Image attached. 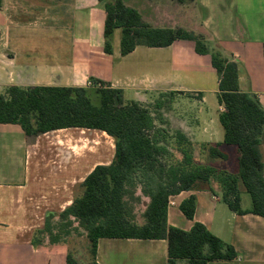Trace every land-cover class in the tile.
<instances>
[{
	"label": "crops",
	"instance_id": "0c3cea01",
	"mask_svg": "<svg viewBox=\"0 0 264 264\" xmlns=\"http://www.w3.org/2000/svg\"><path fill=\"white\" fill-rule=\"evenodd\" d=\"M123 1L155 28L203 34L211 51L237 63L239 90L255 96L264 108V0ZM105 5L101 0H2L0 91L12 86L88 88L89 81L97 80L121 90L125 102L145 104L173 96L186 103L185 110L176 112L172 106L163 120L193 143L195 158L219 144L228 159L216 158L218 168L238 175L240 153L225 143L220 122L225 108L211 56L198 54L188 40L162 48L138 46L122 56L121 29L114 31L108 54ZM260 151L264 163V135ZM114 158V139L99 130L68 128L27 137L19 125L0 124V264H68L65 243L47 240L34 246V234L44 227L47 213L70 207L80 184ZM139 189L136 195L147 199L146 210L150 199ZM239 189L242 209L250 210L248 193L241 185ZM192 196L196 210L190 220L181 205ZM126 201L131 223L143 226L145 210L141 221L134 220V206ZM167 223L186 232L203 224L239 255L209 264H264V217L231 210L215 183L170 196ZM96 262L167 264L168 242L101 238Z\"/></svg>",
	"mask_w": 264,
	"mask_h": 264
},
{
	"label": "trees",
	"instance_id": "16d2710c",
	"mask_svg": "<svg viewBox=\"0 0 264 264\" xmlns=\"http://www.w3.org/2000/svg\"><path fill=\"white\" fill-rule=\"evenodd\" d=\"M101 1H106V53L113 52L114 31L121 29L122 56L138 46L162 48L171 46L177 40L193 41L198 54L211 56L212 66L220 77L219 102L225 108L220 122L225 130V143L238 147L239 174L209 168L191 171L180 165L167 168L161 158L167 154L168 148L161 144L160 131L155 124L156 120H162L154 118L137 101L125 102L121 90L100 81L91 80L95 85L102 86L95 90L99 103L91 99V89L88 88L9 87L5 94H0V124L19 125L27 137L68 128L99 130L115 142L113 163L94 169L80 184L82 195L76 196L70 207L61 213H47L44 227L34 234L33 245H41L47 240L53 244L62 243L61 235L52 232V224L59 218L66 222L64 229L74 222L85 229L91 243V264H97V244L101 238L167 240V264H178L180 261L209 264L211 261L238 259L236 249L212 234L203 224L196 223L189 232L170 227L167 208L170 196L190 191L199 181L208 182L215 177L231 210L239 215L264 217V163L260 151L264 135V108L255 96L239 90L237 63L223 57L220 52L211 51L203 34L182 28H155L144 22L140 13L123 0ZM176 1L184 4L195 0ZM161 107V104L157 106ZM178 134L187 144H179V152L186 163L191 164L193 143L181 132ZM218 147L219 144L210 148L211 157L227 160L228 156ZM140 172L150 182L148 189L143 191L150 199L144 212L143 226L131 223L126 201L127 186ZM241 184L251 197L250 210L241 207ZM181 210L193 220L196 198L192 196L183 202ZM39 236L44 237L39 239ZM67 263L77 264L71 255Z\"/></svg>",
	"mask_w": 264,
	"mask_h": 264
},
{
	"label": "rangeland",
	"instance_id": "374dc122",
	"mask_svg": "<svg viewBox=\"0 0 264 264\" xmlns=\"http://www.w3.org/2000/svg\"><path fill=\"white\" fill-rule=\"evenodd\" d=\"M213 52H216V50L213 49ZM97 89L98 88L90 90V97L95 103H99L98 96L95 93V90ZM6 90L7 89L0 91V94H5ZM173 98V96H168L167 98H162V96H160L159 99H156L151 103L142 104V106L146 108L154 118H160L162 120L156 123L157 130L160 131L158 135L159 140L161 141V144L163 146H166L168 148L167 154H165L161 158L162 163L167 168L170 166L180 165L181 167L185 166L187 170L191 171H198V169L204 168L213 169L217 172L222 171L218 168V162L216 161V158L211 157L209 150L204 153L205 155L199 153L196 158L193 157L191 164L186 163V159L179 152L178 145L180 144L183 146H187V144L183 142L184 140H181V137L178 132L175 131V129L171 128L170 124L167 121L163 120V113H168L169 111L173 110L172 106H175L174 111L176 112H181L185 110L186 103L183 100L173 101ZM159 104H161V108H157ZM193 153L195 154V151ZM211 182L215 183L217 186H220L219 182L215 177H211L208 182L199 181L197 184L201 187H209V183ZM149 183L150 182L148 180V177L144 173L140 172L133 176V178L130 180V185L127 186L129 191L127 192L128 194L126 196V200H128V202L132 203L134 206V209L132 210V213H134V220H142L143 211L145 210V204H147V199H142L138 197L142 195L136 194L139 193V188H142L141 190L145 192V188L149 186ZM241 186L243 185L241 184ZM82 192L83 189L78 188L75 194L76 196H80L82 195ZM247 196L251 205V197L248 194ZM131 209L132 208H130V210ZM65 224V221H61L59 218H56V220L52 224L53 234L61 235L62 243H65L69 248V254L73 258H77L76 260L80 264H91V243L88 239L87 232L76 222H74L72 226H69L64 229L63 226ZM45 235L49 236L48 234ZM44 236H39L38 238L41 239Z\"/></svg>",
	"mask_w": 264,
	"mask_h": 264
},
{
	"label": "built area",
	"instance_id": "2783aa9c",
	"mask_svg": "<svg viewBox=\"0 0 264 264\" xmlns=\"http://www.w3.org/2000/svg\"><path fill=\"white\" fill-rule=\"evenodd\" d=\"M87 87L88 88H101L102 86L100 84L95 85L92 81H89Z\"/></svg>",
	"mask_w": 264,
	"mask_h": 264
}]
</instances>
